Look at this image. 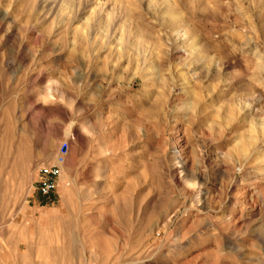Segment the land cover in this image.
I'll use <instances>...</instances> for the list:
<instances>
[{
    "label": "rangeland",
    "instance_id": "obj_1",
    "mask_svg": "<svg viewBox=\"0 0 264 264\" xmlns=\"http://www.w3.org/2000/svg\"><path fill=\"white\" fill-rule=\"evenodd\" d=\"M0 264H264V0H0Z\"/></svg>",
    "mask_w": 264,
    "mask_h": 264
},
{
    "label": "built area",
    "instance_id": "obj_2",
    "mask_svg": "<svg viewBox=\"0 0 264 264\" xmlns=\"http://www.w3.org/2000/svg\"><path fill=\"white\" fill-rule=\"evenodd\" d=\"M66 147L63 146L56 163L42 165L38 169L37 184L41 195L49 197L58 190V178L65 161Z\"/></svg>",
    "mask_w": 264,
    "mask_h": 264
},
{
    "label": "bare ground",
    "instance_id": "obj_3",
    "mask_svg": "<svg viewBox=\"0 0 264 264\" xmlns=\"http://www.w3.org/2000/svg\"><path fill=\"white\" fill-rule=\"evenodd\" d=\"M132 18H133V17H132ZM172 18H173V19H172L171 21H173V22L175 21L176 24L179 23L180 20H178V19H179L178 16H175V15H174ZM135 19L137 20V18H135ZM136 20H132L133 27H135L137 30H139V31L141 32V35H145V36L147 35V36L149 37V33H147L145 30H143L142 27H140L138 21H136ZM132 24H131V25H132ZM186 26H187V25H186ZM131 27H132V26H131ZM175 32H176L177 34H179V35H180V34H181V35L183 34V36H184L183 38H184L185 40H186V39H189V35H188L189 30H188L187 27L181 28L180 26H179V27L177 26V28H175ZM187 32H188V33H187ZM181 35H180V36H181ZM122 36H123V35L120 34L119 39H123ZM180 36H179V37H180ZM181 37H182V36H181ZM193 40H194V39H193ZM193 46H194V47L198 46V43H197V42H194V45H193ZM200 48H201V47H200ZM146 62H147V61H146ZM146 64L149 65L150 63L148 62V63H146ZM190 87H191V86H190ZM22 175L24 176L23 173H22ZM22 175H20V180H22ZM20 180H19V182H20ZM22 246H23L25 249H30V248L32 247L31 244H30L29 242L19 243V244H18V248H17L18 251L21 250V249L23 248Z\"/></svg>",
    "mask_w": 264,
    "mask_h": 264
}]
</instances>
